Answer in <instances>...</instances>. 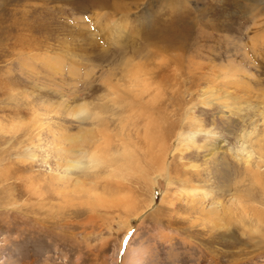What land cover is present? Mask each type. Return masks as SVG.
Wrapping results in <instances>:
<instances>
[{"label": "rangeland", "instance_id": "374dc122", "mask_svg": "<svg viewBox=\"0 0 264 264\" xmlns=\"http://www.w3.org/2000/svg\"><path fill=\"white\" fill-rule=\"evenodd\" d=\"M124 94L161 99L169 177ZM261 156L264 0H0V264H264Z\"/></svg>", "mask_w": 264, "mask_h": 264}, {"label": "bare ground", "instance_id": "6f19581e", "mask_svg": "<svg viewBox=\"0 0 264 264\" xmlns=\"http://www.w3.org/2000/svg\"><path fill=\"white\" fill-rule=\"evenodd\" d=\"M83 1V0H82ZM90 4H91V2H90ZM78 5H80V4H78ZM108 6V5H107ZM115 6V5H114ZM119 7V6H118ZM80 8V7H79ZM83 8V7H82ZM81 8V9H82ZM102 8V7H101ZM100 8V9H101ZM108 8V7H107ZM121 8V7H120ZM99 9V8H98ZM104 9V8H103ZM172 9V8H171ZM187 9H188V7H187ZM173 11H175V10H173ZM99 12H101V11H99ZM98 12V13H99ZM189 12V11H188ZM180 13V12H179ZM97 14V13H96ZM115 14H117V13H115ZM99 15V14H98ZM101 15H103L102 17H106V18H111L112 16H110L109 17V15H107V12L106 13H102L101 12ZM190 15V14H189ZM74 16H77V15H74ZM79 16V15H78ZM181 16V15H180ZM185 16H187V15H185ZM101 17V18H102ZM126 17V16H125ZM104 19V18H103ZM103 19H102V21H103ZM124 19V18H123ZM78 20V19H77ZM90 20H92V19H90ZM102 23V22H101ZM56 24V23H55ZM92 24V23H91ZM95 24V23H94ZM93 24V25H94ZM100 24V23H99ZM193 24H194V22H193ZM184 25V24H183ZM135 25H133V22H128V23H126V21L125 20H115V21H109V25H108V27H107V31H109V36L108 37H112L113 36V38L114 39H112V41L113 40H117V42H118V40L119 39H121V37H122V35L125 33V32H127V31H129V30H131V31H133V27H134ZM51 27V26H50ZM263 27V26H262ZM14 28V27H13ZM74 28V27H73ZM77 28V27H76ZM96 29V28H95ZM97 29H99L98 28V26H97ZM106 29V28H105ZM193 29H196V28H193ZM68 30V29H67ZM100 30V29H99ZM103 30V29H102ZM178 30V29H177ZM46 31V30H45ZM189 31V30H188ZM258 31V30H257ZM52 32V31H51ZM103 32V31H102ZM106 32V31H105ZM123 33V34H122ZM129 33V32H128ZM133 33V32H132ZM198 33V32H197ZM256 33V32H255ZM258 34H260L261 32H260V30H259V32H257ZM48 34V33H47ZM106 34V33H105ZM130 34V33H129ZM200 34V33H199ZM257 34V35H258ZM50 35V34H49ZM185 35H187V34H185ZM205 35V34H204ZM256 35V34H255ZM262 35V34H261ZM41 37V36H40ZM50 37V36H49ZM52 37V36H51ZM116 37V38H115ZM204 38H205V36H204ZM105 39H106V37H105ZM110 39V38H109ZM187 39V38H186ZM189 39V38H188ZM49 40V39H48ZM184 40V39H183ZM208 40H209V38H208ZM204 42V41H203ZM207 42V41H206ZM189 43V42H188ZM199 43V42H198ZM112 44V43H111ZM48 45V44H47ZM41 48V47H40ZM53 48V47H52ZM55 48V47H54ZM160 50H161V47H159L158 48V51L160 52ZM60 53V52H59ZM65 53V52H64ZM44 54V53H43ZM47 54V53H46ZM49 54V53H48ZM53 54H54V52H53ZM57 54H58V52H57ZM63 55V54H62ZM52 56V55H51ZM55 56V55H54ZM58 57H60L61 55L60 54H58L57 55ZM65 56V55H64ZM69 56V55H68ZM37 60V59H36ZM52 60V59H51ZM57 61V62H56ZM58 61H59V58H56L55 59V62L57 63V64H54L52 67H53V69H56V66L59 64L58 63ZM62 61V60H61ZM68 61V60H67ZM53 63V62H52ZM163 63V62H162ZM160 65V64H159ZM45 68V67H44ZM51 68V67H50ZM196 68V67H195ZM69 69V68H68ZM134 69V68H133ZM51 70V69H50ZM72 70H73V68H72ZM139 71V69H138V67H136V69H134V71ZM198 70V69H197ZM74 71V70H73ZM145 71L146 72H148V70L147 69H145ZM60 72V71H59ZM145 72V73H146ZM61 73V72H60ZM138 73V72H137ZM136 73V74H137ZM144 73V74H145ZM72 74V73H71ZM139 74V73H138ZM231 74V73H230ZM58 75V74H57ZM131 89V88H130ZM146 90V89H145ZM149 90V89H148ZM125 96H120V97H118V98H116V97H114L113 99H112V101H113V103L115 104V105H118V108H120L121 110V113L122 112H130V113H132L131 114V116H132V118H133V120H132V122H131V124H130V126L132 125V128L134 129V131L136 132V134H138L139 133V131H140V129L141 128H143V138H145V140H146V143L148 144V146H146L148 149H146L148 152H147V154H148V158H147V160H148V162H147V164H149V167L148 168H151L152 170H154V176L152 177V181L153 182H155L156 180H155V178L156 177H158L159 175H166V176H168L169 177V174H168V171H167V169H168V163H167V161H166V157H165V152L163 153V154H161V155H159V154H156V153H154V152H152V148H153V143H152V141H151V136H150V134H151V128L154 126V124H155V122H157V123H163V121L165 120L164 118H161V116H160V118H157V117H153L155 114L154 113H160V110H161V108L160 107H162V103H161V99H159V96H150V98H149V100H143L144 98H141V95H133V96H129V94H124ZM119 96V95H118ZM61 97V96H60ZM121 98V99H120ZM120 99V100H119ZM141 100H143V102L141 101ZM176 100V99H175ZM172 102V101H171ZM166 105V104H165ZM164 107V106H163ZM66 108V107H65ZM64 108V109H65ZM83 108V107H82ZM81 107H80V111H81V113H83V114H85L84 113V110L82 109ZM129 109V110H128ZM126 110V111H125ZM91 111V110H90ZM165 111H166V109H165ZM97 112V111H96ZM167 112V111H166ZM71 113H72V115L73 114H76V112H75V110H71ZM70 113V114H71ZM88 113H90V112H88ZM98 113V112H97ZM95 114L93 117H91L92 119H97L98 120V126H102V127H104V123H103V120L99 117L98 118V114ZM69 114V115H70ZM79 114H80V112H79ZM161 114V113H160ZM122 116V115H121ZM129 116L130 115H128V116H126V118L128 117L129 118ZM125 119V118H124ZM158 119H161V121L160 120H158ZM87 120V119H86ZM127 120V119H126ZM125 120V121H126ZM158 120V121H157ZM140 121H141V123H143V125H142V127H141V125L138 127H135L136 125H138L139 123H140ZM167 122V121H166ZM182 122V121H181ZM163 126V125H162ZM141 127V128H140ZM159 127V126H158ZM154 134H156V133H154ZM157 135V134H156ZM164 135V134H163ZM166 135V134H165ZM128 136V135H127ZM136 136V135H135ZM129 137V136H128ZM141 137H142V135H141ZM178 138V137H177ZM133 139V138H132ZM176 139V138H175ZM65 140H69L71 143H72V139H70L68 136H66L65 137ZM141 140H143V139H141ZM157 140H160V141H162L161 139H157ZM245 142V141H244ZM243 142V143H244ZM136 143V142H135ZM163 145H164V141H162L161 142ZM145 144V143H144ZM156 144V143H155ZM212 146L214 147V148H211L209 151H211L210 153L211 154H214V149H216L217 151H218V149L220 150V149H222V147H223V144H222V141L220 140V139H217L216 140V143H214V144H212ZM158 147V146H157ZM167 147V146H166ZM240 148L242 149V151L244 150V146L241 144V146H240ZM145 150V151H146ZM157 150H159V151H162L163 150V146H161V145H159V147L157 148ZM228 150H230V149H228ZM73 149H68V150H66V152H63V153H65V155L66 154H68V156L66 157L67 158V166H66V170H70L71 168V166L72 165H85L86 163L85 162H81V160L76 156L75 157V154H74V156L72 155L73 154ZM129 151V150H128ZM151 151V152H150ZM84 152V151H83ZM125 152H126V150H123L122 152H119V153H117L118 154V156L120 155V156H124V155H126L125 154ZM81 153V155H80V157H84L85 158V156H89L88 155V153H86V152H84V154L82 153V152H80ZM231 153V152H230ZM235 153V152H234ZM86 154V155H85ZM237 154H240V155H238L239 157H242V158H238L236 155H234L235 156V158H236V160L237 161H239V159H242L243 160V162L245 163V170H247L248 172H249V174H250V172H253L252 170H251V166H250V164H249V158H250V155H247V156H245V155H243V153H241V151H240V149H237ZM134 156H135V154H134ZM230 156V155H229ZM262 157V156H261ZM65 158V159H66ZM233 158V157H232ZM263 158V157H262ZM264 159V158H263ZM139 160V158L137 159V161ZM128 164V163H127ZM137 164V163H136ZM257 165V164H256ZM143 166V165H142ZM141 167V166H140ZM146 168V167H145ZM172 168V167H171ZM256 168V167H255ZM260 167H257L256 168V173L258 174H260V172H257V170L259 169ZM141 170V169H140ZM172 170V169H171ZM141 171H143V170H141ZM146 171V170H145ZM170 175H171V173H170ZM251 176V175H250ZM64 178V177H63ZM67 178V177H66ZM238 179V178H237ZM256 179V178H255ZM255 181H257V180H255ZM241 181L240 180H237L235 183H240ZM257 183V182H256ZM192 185V184H191ZM198 186V185H197ZM200 188V187H199ZM236 189H238V188H236ZM242 210H243V208H242ZM240 212V211H239ZM239 214V213H238ZM254 215V214H253ZM235 217H233V219H234ZM240 217H238V219H239ZM230 219V218H229ZM228 221V220H227ZM243 221V220H242ZM234 224H236V223H234ZM240 225V224H239ZM244 227V226H243Z\"/></svg>", "mask_w": 264, "mask_h": 264}]
</instances>
